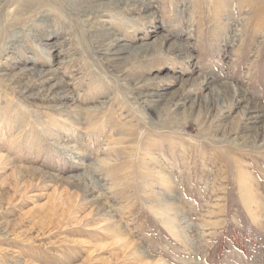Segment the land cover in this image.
<instances>
[{
    "label": "rangeland",
    "instance_id": "obj_1",
    "mask_svg": "<svg viewBox=\"0 0 264 264\" xmlns=\"http://www.w3.org/2000/svg\"><path fill=\"white\" fill-rule=\"evenodd\" d=\"M0 156V264H264V0H0Z\"/></svg>",
    "mask_w": 264,
    "mask_h": 264
},
{
    "label": "bare ground",
    "instance_id": "obj_2",
    "mask_svg": "<svg viewBox=\"0 0 264 264\" xmlns=\"http://www.w3.org/2000/svg\"><path fill=\"white\" fill-rule=\"evenodd\" d=\"M1 1L4 2V0H1ZM106 4L109 5L111 3L109 2V3H106ZM139 4H142V1ZM126 6H130V4L127 2L126 3ZM164 45H165V40L164 39H163V41H161V40L160 41L159 40H154L153 43H145V44H141L139 46H131V47H129L127 45H118L116 48H112L109 51L110 57L108 59L109 60H113L115 62V64H128L130 62H135V61H137L139 59L146 58L148 56H151V55L153 56V55L157 54L158 51H159L158 48H160V47H162ZM175 46L182 47V44H179L177 42H173L171 44V46L169 47V49L171 50ZM150 47H153L152 48V52L149 50ZM48 72L49 71H46L44 74H42L43 71H37V70L35 71V73H37L39 75V77L42 76V75L43 76L47 75ZM199 79H201V78H199ZM198 81H199L198 79H195L193 81V84L196 83V82H198ZM59 84L60 83H57L56 86L59 85ZM218 90L221 91V89H218ZM224 91L225 92H228V94H230L232 97H234L238 102L245 101V98L243 96H241L240 92L238 91V88L236 86H234V85L226 86ZM244 107L248 108L249 111L252 112L256 118L263 116V114L259 111V108L258 107L250 106L249 104H246ZM17 171H18V169H17ZM37 171H38L37 169H33L31 172H37ZM157 174H160V176H161V173L160 172H158ZM79 179H83V182L84 183H83L82 187L89 194H93V193L96 192V189H93V188H92V190L90 189V186H91V183L92 182H91V179L88 176H86V174L81 175ZM243 197L244 198L245 197L246 198H249V197H251V194L250 193H247V194L244 193ZM125 242H126L127 245H130L129 244V241H125Z\"/></svg>",
    "mask_w": 264,
    "mask_h": 264
}]
</instances>
